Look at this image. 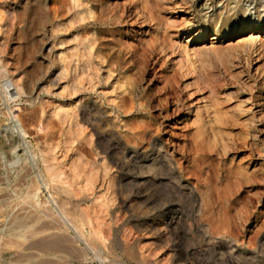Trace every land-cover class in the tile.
I'll list each match as a JSON object with an SVG mask.
<instances>
[{
	"label": "rangeland",
	"instance_id": "obj_1",
	"mask_svg": "<svg viewBox=\"0 0 264 264\" xmlns=\"http://www.w3.org/2000/svg\"><path fill=\"white\" fill-rule=\"evenodd\" d=\"M38 1L41 15L20 28L21 0H0V264H226L209 237L151 228L154 207L191 211L188 201L140 203L149 190L137 194L133 167L145 160L124 150L152 138L201 187L198 199L222 200L233 245L248 247L264 228V0L226 9L224 0H109L96 23L74 20L84 2L70 10L57 0L54 13ZM253 34L260 41L246 55L239 40ZM90 37L97 59L84 48ZM85 106L98 123L84 122ZM140 130L146 136L135 141Z\"/></svg>",
	"mask_w": 264,
	"mask_h": 264
},
{
	"label": "bare ground",
	"instance_id": "obj_2",
	"mask_svg": "<svg viewBox=\"0 0 264 264\" xmlns=\"http://www.w3.org/2000/svg\"><path fill=\"white\" fill-rule=\"evenodd\" d=\"M36 2H32V0H21V7L20 10L18 12V24L20 25V28L25 27L29 21L31 20L32 16H39L41 15V8H40V3L38 0H35ZM51 2V4L53 5L52 7V11L54 13L57 12V7H55V4L57 3V0H49ZM134 1V0H133ZM151 1V0H150ZM168 1V0H165ZM172 1V0H171ZM175 1V0H174ZM188 1V0H186ZM208 1V0H207ZM230 0H224V2H226V4L223 6V8H228L229 2ZM84 2V4H83ZM112 2V1H111ZM152 2V1H151ZM164 2V1H163ZM173 2V1H172ZM193 2V1H192ZM222 2V5L223 3ZM162 3V2H161ZM165 3V2H164ZM163 3V4H164ZM70 10H74V7L79 6V4L82 6V4L84 5L83 9L81 11L79 10H74L73 11V18L74 20H80L83 17H93L94 19V23H96L98 21V18L104 16V14H106V12H104V14L102 13L103 10L106 11V7L109 6V0H106L105 2L103 0H70ZM147 5V0H140V5ZM182 4V3H181ZM185 4V3H184ZM114 5V4H113ZM116 5V3H115ZM133 5V4H132ZM138 5V4H137ZM136 5V6H137ZM155 5V4H154ZM165 5V4H164ZM176 5V4H175ZM174 5V6H175ZM112 5L110 4V7ZM131 6V5H130ZM158 6V5H157ZM178 6H179V2H178ZM114 7V6H113ZM109 8V7H108ZM115 8V7H114ZM114 8H111L109 10V12L112 10H114ZM132 8V7H131ZM130 8V9H131ZM139 8V7H138ZM165 8V7H164ZM177 8V7H176ZM136 9V8H134ZM133 9V10H134ZM166 9V8H165ZM69 10V9H68ZM108 10V9H107ZM164 10V9H163ZM175 10V9H174ZM116 11V9H115ZM118 11V10H117ZM130 11V10H129ZM140 12L143 13V11L138 10ZM170 10H168L167 12H169ZM176 11V10H175ZM119 12V11H118ZM132 12V11H131ZM146 12V11H145ZM172 12V11H171ZM115 13V12H114ZM130 13V12H129ZM133 13V12H132ZM135 13V12H134ZM103 14V15H102ZM109 14V13H108ZM124 14V13H123ZM138 14V12H137ZM145 14V13H144ZM144 14H141L142 16ZM147 14V13H146ZM170 14V13H169ZM244 14V11L242 9H238L237 12V16L239 18H241L240 20H242V15ZM95 15V16H94ZM112 14H110L111 16ZM119 14H117L118 16ZM139 15V14H138ZM116 16V15H115ZM114 16V17H115ZM122 16V14H121ZM120 16V17H121ZM141 16V17H142ZM147 16V15H146ZM145 16V17H146ZM109 17V16H108ZM113 17V15H112ZM162 17V15H161ZM118 17H116L117 19ZM147 18V17H146ZM35 19V17H34ZM33 19V20H34ZM105 19V18H104ZM120 19V18H119ZM117 19V20H119ZM125 19V18H124ZM236 19V18H235ZM32 20V22H34ZM36 20V19H35ZM115 20V19H114ZM110 21V19H109ZM112 21V20H111ZM121 21V20H120ZM119 21V22H120ZM105 22V20H104ZM148 22H151L148 20ZM215 22V19H214ZM123 23V21H122ZM121 23V24H122ZM153 24V23H152ZM118 25V24H117ZM139 25V24H138ZM106 26V25H105ZM114 26V25H113ZM111 28V27H110ZM88 34V33H87ZM162 35V34H161ZM101 38V37H99ZM103 39V37H102ZM85 45L84 48L86 50V53L89 57L94 56L99 57L100 53L102 52L99 48H97V52L93 51V46L94 43H96V39H94L93 37L90 38H86L85 40ZM157 41V40H156ZM240 44L242 45L241 48H244V51L242 53H246L249 54V50L252 48L251 44L256 43L257 41H260V36L253 34L251 36H249V38H245L239 40ZM104 42V41H103ZM257 42V43H258ZM238 43V42H237ZM251 45L249 47H247L248 45ZM239 45V44H238ZM236 45V46H238ZM247 45V46H245ZM107 46V45H106ZM122 46V45H121ZM119 48H122V47ZM256 46V45H255ZM151 47V46H150ZM251 47V48H250ZM254 47V46H253ZM258 47V46H257ZM106 48V47H105ZM118 48V47H117ZM118 48V49H119ZM132 48V46H131ZM250 48V49H249ZM259 48L262 47H258L255 51H257ZM115 49V48H113ZM117 49V50H118ZM127 49V48H126ZM130 49V48H128ZM127 49V50H128ZM163 49V48H162ZM249 49V50H248ZM116 50V49H115ZM114 50V51H115ZM116 50V51H117ZM125 50V47L124 49ZM253 49H251L252 51ZM119 51V50H118ZM121 51V50H120ZM147 51V50H146ZM248 51V53H247ZM109 52V51H108ZM107 52V54H109ZM111 52V50H110ZM113 52V51H112ZM122 52V51H121ZM128 52V51H127ZM132 52V51H131ZM134 52V51H133ZM118 54V52H116ZM125 53V52H124ZM129 53V52H128ZM146 53V52H145ZM240 53V52H239ZM253 53V52H252ZM123 54V53H122ZM132 54V53H131ZM143 54V53H142ZM115 55V54H114ZM113 55V58H114ZM121 55V54H118ZM245 55V56H246ZM110 56V55H109ZM107 56V57H109ZM122 56V55H121ZM250 56V55H249ZM87 57V56H86ZM106 57V56H105ZM111 58V57H109ZM113 58L112 62H113ZM118 58V57H116ZM122 58V57H121ZM134 58V57H133ZM97 59V58H96ZM110 59V61H111ZM123 59V58H122ZM137 59V58H136ZM248 59V58H247ZM107 60V59H106ZM118 60V59H116ZM99 61V60H98ZM100 61H102L100 59ZM122 61V60H121ZM131 61V59H130ZM129 62V61H128ZM135 62V60H133V63ZM103 63V62H102ZM114 63V62H113ZM125 63V62H124ZM132 63V64H133ZM139 63V62H138ZM115 64H118V62H115ZM103 65V64H102ZM89 66V64H87V67ZM118 65H116L117 68ZM135 66V64H134ZM133 66V67H134ZM142 66V65H141ZM119 67V66H118ZM123 67V66H122ZM128 67V66H127ZM137 67V66H136ZM126 68V67H125ZM142 68V67H141ZM123 69V68H122ZM129 69V68H128ZM127 69V70H128ZM137 69V68H136ZM146 69V68H144ZM142 69V70H144ZM135 70V69H134ZM99 71V70H98ZM125 71V70H124ZM132 71V69H131ZM136 71V70H135ZM133 71V72H135ZM146 71V70H145ZM111 72V71H110ZM138 72V71H137ZM143 73V71H142ZM102 74V73H101ZM113 74V73H112ZM121 74V73H120ZM127 74V72H126ZM132 75V72L129 73ZM144 74V73H143ZM123 75V74H122ZM128 75V74H127ZM91 76V75H90ZM108 76V75H107ZM125 77V76H123ZM122 79H126L125 78ZM135 77V76H134ZM141 77V76H140ZM132 78V77H131ZM130 78V79H131ZM129 79V78H128ZM129 79V80H130ZM133 80H135V78H132V83ZM137 80V77H136ZM131 81V80H130ZM135 82V81H134ZM137 82V81H136ZM122 84V83H121ZM128 84V83H127ZM128 86V85H127ZM75 89V88H73ZM174 89V88H173ZM174 92V91H173ZM166 93V92H165ZM152 94V93H151ZM172 94V92H171ZM173 96V95H172ZM174 97V96H173ZM81 104V103H80ZM92 107V106H91ZM91 107H87L85 106L84 108H82V111L87 114V116L85 114L82 115V117L84 118V122H88V120L90 121H94L95 123L97 121V119L100 118V115L98 114L99 112L94 111L93 108ZM131 107V106H130ZM97 110V109H96ZM82 113V112H81ZM25 117V116H24ZM103 118V117H102ZM106 118V117H105ZM222 119V118H221ZM226 119V118H225ZM82 120V118H81ZM108 120V119H106ZM215 121V120H214ZM82 122V121H81ZM91 122V124H92ZM108 122V121H107ZM139 122V121H137ZM141 122V121H140ZM225 122V121H224ZM101 123V122H100ZM135 123V122H134ZM229 123V122H228ZM89 124V123H87ZM145 124V123H144ZM97 125V124H96ZM147 125V123H146ZM129 126V125H128ZM150 126V125H149ZM234 126V125H233ZM232 128V127H231ZM104 133L100 134V138H102V140H106L108 142V148L111 149H117L118 146L116 144V142H113L112 140H107V134L105 133V131H103ZM202 134V132L199 130V128H196V131L194 132V134L192 135V138H194V141H196L195 143H197V139L198 137H200ZM99 135V134H98ZM145 133L143 131H138L135 134H132V137L135 139V141H142L144 139ZM194 136V137H193ZM191 138V139H192ZM200 140V139H199ZM201 141V140H200ZM198 141V142H200ZM202 142V141H201ZM200 142V145H201ZM195 144V154H198L202 152L201 150V146ZM140 146V145H139ZM194 146V145H193ZM144 148L142 151L141 149ZM140 148H133L132 150H127L125 149L124 152L127 153V155L129 156V159L131 160H139L140 159H144L145 161H143L141 164H136L133 168L136 171V173L133 175L134 176V180L136 181L135 184H137V187L139 186V190H137V194L141 193L142 191H140V189L144 188L146 191L149 190L148 193H143L140 198L138 197V199L140 200V203H145L146 205H150L151 207H153L152 205L157 203V201L159 200L160 197L166 199L164 201H167V199L170 200H177L178 203L181 202H185L188 201L191 207V211H190V215H188L187 217L183 216L181 213L178 212V209H176V207L173 206H162L160 205L159 208L154 209L152 208L154 212H150L149 216L151 217V219L155 220L157 222L156 226L152 225V229L155 232H160L161 230L165 231V233H173L176 231H178L177 229L181 228V231H185L188 229L187 232L192 231L194 234H196L197 236H199L200 238H210L209 240H211L213 243L212 245L215 247L216 250H220L224 256L225 262L226 264H264V228H259L260 230L257 231L256 235L254 236V239L251 241H249V246L246 247L244 250L238 249L239 247L235 246V244L233 245V241L235 242L236 239H234L233 237H231V232H230V224H229V211L225 214L222 213L221 211L224 209H219V199H216L214 202L212 201V199H210L212 202L208 204V198L202 196L201 199H198L197 195L198 193H200L201 187L196 185V184H191L188 181H184L182 178L183 174L182 172V167H180V164L174 162L173 160L171 161L170 157H168V155L166 154H162V147H160V143L158 142V140L152 138L150 140H148L146 142V145H142ZM120 150V147L119 149ZM105 153V151H103ZM194 158V157H193ZM192 158V159H193ZM264 167V166H263ZM45 170V174L47 175L48 179L50 178V180H55L58 178L59 173L57 172V170L55 169V167H53V165H48L45 166L44 168ZM228 175H232L233 179H235V182L233 181V183H236L235 185H239L240 186V179L237 178L236 173L235 175L233 174V171L229 170L227 171ZM222 176V175H221ZM225 176V175H224ZM235 176V177H234ZM138 182V183H137ZM237 185V186H238ZM229 187V186H228ZM226 187L225 191L229 192L230 188ZM136 190V189H135ZM216 190V189H215ZM140 191V192H139ZM223 190H221L222 192ZM66 192V191H65ZM143 192H145L143 190ZM220 192V193H221ZM219 193V192H218ZM231 193V191L229 192ZM197 194V195H196ZM216 194V191H215ZM222 194V193H221ZM220 194V195H221ZM224 194V192H223ZM228 194V193H227ZM224 194V195H227ZM219 195V194H218ZM217 195V196H218ZM224 195L220 198H223ZM232 195V194H230ZM208 196V195H207ZM234 196V194H233ZM230 197V196H229ZM200 198V197H199ZM225 198V197H224ZM223 198V199H224ZM207 199V200H205ZM227 199V197H226ZM230 199V198H228ZM231 200V199H230ZM169 201V200H168ZM163 202V201H162ZM225 202V201H224ZM228 202V201H227ZM172 203V201H171ZM170 203V204H171ZM176 203V202H175ZM223 203V202H222ZM163 204V203H162ZM228 204V203H227ZM235 204V203H234ZM158 205V203H157ZM222 205V204H221ZM226 206V205H224ZM150 207V208H151ZM223 207V206H221ZM244 209V208H243ZM226 210V209H225ZM224 210V211H225ZM246 210V209H245ZM151 211V210H150ZM243 212V211H241ZM248 213V211H246ZM245 212V214H246ZM244 215V214H243ZM248 215V214H247ZM190 216V217H189ZM250 216V215H249ZM248 216V217H249ZM189 217V218H188ZM246 215H245V219H246ZM188 218V219H187ZM242 219V218H241ZM246 221V220H244ZM51 223V222H50ZM149 229V228H148ZM187 232H185V234H187ZM154 233V232H153ZM163 233V232H162ZM178 233V232H177ZM157 234V233H156ZM183 234V233H182ZM164 236V235H163ZM233 236V234H232ZM198 237V238H199ZM97 238V237H96ZM231 238V240H230ZM50 239V238H49ZM208 240V239H207ZM210 242V241H209ZM47 245V244H46ZM49 245H52L49 242ZM48 249V248H47ZM49 250V249H48ZM127 250V249H126ZM215 250V253L218 252ZM219 253V252H218ZM218 255V254H217ZM220 255V254H219ZM133 256V255H132ZM216 256V255H214ZM221 256V255H220ZM217 257H214V259ZM218 259V258H217ZM223 259V258H222ZM223 259V260H224ZM216 260V259H215ZM221 260V259H219ZM217 261V260H216ZM221 262H223L221 260Z\"/></svg>",
	"mask_w": 264,
	"mask_h": 264
}]
</instances>
